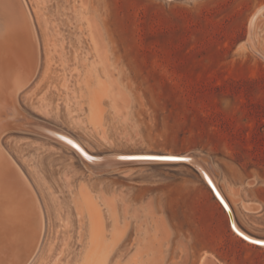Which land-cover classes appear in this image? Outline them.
Listing matches in <instances>:
<instances>
[{
    "label": "rangeland",
    "instance_id": "374dc122",
    "mask_svg": "<svg viewBox=\"0 0 264 264\" xmlns=\"http://www.w3.org/2000/svg\"><path fill=\"white\" fill-rule=\"evenodd\" d=\"M21 3L0 29L9 83L0 84V146L44 226L31 244L21 229L0 231V264H264V246L232 229L192 164L94 172L71 147L29 131L31 118L47 122L98 156L198 151L240 226L264 238V9L250 27L264 0ZM15 203V224L30 230V210Z\"/></svg>",
    "mask_w": 264,
    "mask_h": 264
},
{
    "label": "bare ground",
    "instance_id": "6f19581e",
    "mask_svg": "<svg viewBox=\"0 0 264 264\" xmlns=\"http://www.w3.org/2000/svg\"><path fill=\"white\" fill-rule=\"evenodd\" d=\"M1 1V0H0ZM4 0H2L1 2H3ZM14 1V0H13ZM6 2V0L3 2V3H0V10H3V13H2V15H0V29L2 28V27H4V25H5V29L7 28V30H8V26H7V24H8V16L9 15H14V14H12V12H14V11H19L21 8H22V6H21V4H23V3H21L22 2V0H17V3L15 4V5H13V6H11V1H10V3H5ZM10 4V5H9ZM264 9V6L263 7H261V8H259L257 11H255V13H253V16L251 17V19H250V27H252L253 26V24L255 23V21H256V19H257V17H258V15H259V13L262 11ZM8 11V12H7ZM10 11H11V14H9L10 13ZM16 11V12H17ZM26 11V10H25ZM18 13V12H17ZM20 16H21V19L20 20H22V19H24V17H23V15H22V12L20 11ZM263 13V12H262ZM29 14V13H28ZM27 16V15H26ZM13 21L15 20L14 19V17L13 16H11L10 17ZM19 18V17H18ZM24 21V20H23ZM22 22V21H21ZM16 23V22H15ZM24 25H23V23L21 24V27H23ZM254 27V26H253ZM4 28H2V29H4ZM10 28V27H9ZM5 29H4V31H5ZM22 29V28H21ZM23 30H24V28H23ZM4 31H2V32H4ZM252 31V30H251ZM27 33V32H26ZM0 34H2V33H0ZM36 34V33H35ZM5 35V34H4ZM1 36V35H0ZM7 35H5V38H8V37H6ZM11 36H13V35H11ZM2 37V36H1ZM4 38V37H3ZM2 39V38H1ZM250 39H252V38H250ZM249 39V40H250ZM5 41V40H4ZM3 43V42H2ZM24 43V42H23ZM11 44V43H10ZM17 44V43H16ZM5 45H7L6 44V41H5ZM32 46V45H31ZM6 48H7V46H6ZM5 48V49H6ZM11 47H9V49H10ZM8 49V48H7ZM21 50V49H20ZM3 51V50H2ZM6 50H4L3 52H5ZM7 52V51H6ZM8 52H10V50H8ZM31 52V51H30ZM256 52H257V54L259 55V56H261L262 58H264V51H262V50H260V49H257L256 50ZM36 53H37V51H36ZM35 53V54H36ZM6 54V53H5ZM5 54H4V56H5ZM18 54V53H17ZM3 54H1V52H0V57H3L2 56ZM13 55V54H12ZM30 55V54H29ZM12 57V56H11ZM15 57V56H14ZM14 57H13V59L11 60V61H13V64H14ZM34 57V56H33ZM37 57V56H36ZM8 58H10V56H9V54H8ZM16 58V57H15ZM19 58V57H18ZM25 58H27L26 56H25ZM28 59V58H27ZM37 59V58H36ZM6 60H7V58H6ZM5 60V61H6ZM9 60V61H10ZM11 61H10V63H11ZM17 61H18V59H17ZM16 62V61H15ZM28 62V61H27ZM33 63H34V61H32ZM31 62V63H32ZM37 62V61H36ZM2 63V62H1ZM21 63V61L19 62V64ZM23 64H21L22 65V67H24L23 65H24V62H22ZM19 64H17L16 66H18ZM25 64H26V62H25ZM28 64V63H27ZM11 65H12V63H11ZM31 66V65H30ZM29 66V67H30ZM3 67V66H2ZM12 67V69H13V67L15 68V65L14 66H11ZM34 67V66H33ZM6 69V68H5ZM17 69H18V67H17ZM24 69V68H23ZM26 69H28V68H26ZM1 70V69H0ZM3 70V69H2ZM32 70V69H31ZM31 70H30V72H31ZM9 71H10V69H9ZM24 71H26V70H24ZM21 71H19V73H20ZM29 72V71H28ZM33 72V71H32ZM3 73H5V71L3 72ZM3 73H2V71L0 72V84L3 86V89H5L6 90V88H7V85L9 84H7L6 85V83H5V81H4V79H2V75H3ZM12 73H13V71H12ZM11 73V74H12ZM17 73V72H16ZM24 73V72H23ZM22 73V74H23ZM8 74H10V73H8ZM11 74H10V78H12V77H15V76H11ZM21 74V75H22ZM25 74V73H24ZM28 74V73H27ZM34 74V73H33ZM14 75H16L17 76V74H14ZM30 75H31V73H30ZM29 75V76H30ZM5 76V75H4ZM18 76H20V75H18ZM28 76V77H29ZM23 77H24V75H23ZM17 78V77H16ZM14 79V78H13ZM18 79V78H17ZM9 80H11V79H9ZM16 81V80H15ZM14 81V82H15ZM19 81V80H18ZM22 81V80H21ZM7 82V81H6ZM16 83V82H15ZM10 84H11V82H10ZM14 85V84H13ZM19 85H21V84H19ZM23 86H24V84H23ZM22 86V87H23ZM12 87V86H11ZM13 87H19L18 89H20L21 87L20 86H13ZM25 87V86H24ZM7 91H8V88H7ZM17 91V90H16ZM15 93V92H14ZM11 95H13V94H11ZM16 95V94H15ZM17 105V104H16ZM10 106V105H9ZM2 107V106H1ZM7 110H8V108H7ZM1 111V110H0ZM6 111V110H5ZM11 113V112H10ZM2 114V113H1ZM9 114V113H8ZM11 114H13V113H11ZM6 115H7V113H6ZM9 116V115H8ZM11 116V115H10ZM9 116V117H10ZM14 116V115H13ZM24 116V115H23ZM19 118H21V116L19 117ZM27 118V117H26ZM32 119V118H31ZM6 120H8V117L6 118ZM17 120V119H16ZM15 120V121H16ZM4 122H5V120H4ZM3 122V123H4ZM10 122V121H9ZM2 123V122H1ZM0 123V124H1ZM16 123V122H15ZM2 125V124H1ZM18 125V124H17ZM9 126V125H8ZM21 129V128H20ZM23 129V128H22ZM30 131V130H29ZM32 132H35V131H32ZM40 134H42V135H44V136H47V137H50V138H52V139H55V140H57V141H59L60 143H63V144H65L66 146H69V147H71L72 149H74L71 145H69L68 144V142H67V140L68 139H75L76 141H78L80 144H82L77 138H75L74 136H72L70 133H68V132H66V131H64V130H61V129H59V130H56L53 134H43V133H40ZM83 145V144H82ZM84 146V145H83ZM1 147L3 148V146L1 145L0 146V201H3L4 203H5V207L3 206V205H1L2 206V208L0 207V217H1V219H0V225H2V226H0L1 228H0V231H1V233L2 232H6V234L7 235H9L10 236V238L12 237V234L14 233L13 231H15V229L17 230V229H21L22 231H23V233H24V235L22 236V238L24 239V242H25V244H28L31 240H32V238H34V236L38 233V232H41V229H43L42 228V218H41V212H39V210L40 209H38L37 208V205H36V203H35V198H34V196H33V194H32V192H31V190L29 189V187L26 185V183L23 181V179L21 178V176L16 172V174H14V171L13 170H11V162L9 161V155L7 156L6 154V152H3V150L1 149ZM85 147V146H84ZM86 148V147H85ZM87 149V148H86ZM75 150V149H74ZM88 150V149H87ZM76 151V150H75ZM89 151V150H88ZM77 152V151H76ZM6 153V154H5ZM78 153V152H77ZM127 153H129V152H127ZM127 153H124V154H127ZM130 153H154V152H130ZM79 154V153H78ZM175 154H177V153H175ZM203 155V154H202ZM79 156H80V158H82L83 159V161H85L86 162V164L88 165V167L90 168V170H92V171H94V172H96V171H100V170H106L107 168H104L102 165H100V164H97V163H95L94 161H91V160H89V159H87L86 157H84V156H82V155H80L79 154ZM203 157H204V155H203ZM11 158V157H10ZM206 158V157H205ZM13 159V158H12ZM209 159V158H208ZM13 163V162H12ZM210 162H208V165H209V170H210V173H211V176H212V178H213V180L218 184V181H217V175H216V173H215V171H217L216 169H215V167H213V165H211L214 169H215V171L212 169V167L210 166V164H209ZM16 165V164H15ZM111 170V169H110ZM107 171V170H106ZM202 177V176H201ZM219 185V184H218ZM31 188V187H30ZM34 193H36V192H34ZM37 197V196H36ZM37 199V198H36ZM228 199V198H227ZM15 202H23L24 204H25V207H27L26 209L27 210H30V213L31 214H29V216L31 217L32 216V220H31V228H30V230H27L26 229V227L27 226H25V224H27V223H25V224H21V223H19L18 225H16L15 223V219L18 221V220H20V218L23 216V212L22 211H20L21 209L20 208H22V206H23V204H22V206L20 205V207H19V205H17ZM230 202V201H229ZM39 205V204H38ZM4 207V208H3ZM39 207V206H38ZM245 207H247V206H245ZM248 209V208H247ZM26 210V211H27ZM41 215V216H40ZM3 216V217H2ZM28 216V215H27ZM44 217V216H43ZM29 220H30V218H28ZM24 223V222H23ZM44 223V222H43ZM21 224V225H20ZM28 225H30L29 223H28ZM44 226V225H43ZM30 227V226H29ZM23 229H25V231L23 230ZM26 230L27 231H29V236H25V232H26ZM4 234V233H3ZM40 234H42V233H40ZM1 237V236H0ZM6 237V236H5ZM18 237V236H17ZM36 237V236H35ZM41 237V236H40ZM39 237V238H40ZM263 238V237H262ZM19 239H21V235H20V237H19ZM38 239V238H37ZM1 240H2V238H1ZM34 240V239H33ZM39 240V239H38ZM4 243V242H3ZM37 243H39V242H37ZM24 244V243H23ZM30 244H31V242H30ZM29 244V245H30ZM4 245V244H3ZM32 246H35V245H33V243H32ZM29 247H31V246H29ZM28 247V248H29ZM3 248V247H2ZM10 248V246H8V250H10L9 249ZM25 248H26V245H25ZM33 249H34V247H33ZM7 250V249H6ZM32 250V249H31ZM31 250H29V251H31ZM2 251L4 252V250L2 249ZM13 251V250H12ZM1 252V251H0ZM2 253V252H1ZM12 253V252H11ZM10 253V254H11ZM30 253V252H29ZM28 253V254H29ZM12 255H13V253L10 255L11 257H12ZM23 255V254H22ZM9 256V257H10ZM29 256V255H28ZM209 256H213V255H210L209 254ZM6 257V256H5ZM8 257V256H7ZM10 257V258H11ZM14 257V256H13ZM207 257H203L202 258V260H201V262H200V264H204V261H205V259H206ZM7 260H10V259H8V258H6ZM13 258H11V260H12ZM14 259H15V257H14ZM2 260V259H1ZM3 260H4V258H3ZM16 261V260H15ZM1 262V261H0ZM8 262H10V261H8ZM7 262V263H8ZM14 263V262H13ZM12 263V264H13ZM209 263V262H208ZM213 263V262H212ZM211 264V263H210ZM213 264H222L221 262H219L218 260H217V258H215L214 259V263Z\"/></svg>",
    "mask_w": 264,
    "mask_h": 264
},
{
    "label": "water",
    "instance_id": "95a60500",
    "mask_svg": "<svg viewBox=\"0 0 264 264\" xmlns=\"http://www.w3.org/2000/svg\"><path fill=\"white\" fill-rule=\"evenodd\" d=\"M31 120V119H30ZM30 131H35L37 133L43 134H53L57 128L47 122L32 120L30 121ZM62 130V129H61ZM68 144L71 145L80 155L86 157L87 159L94 161L97 164L102 165L104 168H112L121 164H129V163H188L192 164L201 174L203 179L207 182V184L212 189L215 197L219 200L222 206L225 208L229 215L230 224L232 229L241 237L246 239L247 241L264 246V238L255 236L250 234L245 229H243L237 221L234 209L221 190V186L218 185L212 178L210 173L209 165L203 157V155L198 151H191L182 154L175 153H117V154H105V155H95L90 150L88 151L82 144H80L75 139H68ZM169 157H182L181 159H170ZM209 257H207L204 261V264H207Z\"/></svg>",
    "mask_w": 264,
    "mask_h": 264
},
{
    "label": "snow or ice",
    "instance_id": "6c2138e0",
    "mask_svg": "<svg viewBox=\"0 0 264 264\" xmlns=\"http://www.w3.org/2000/svg\"><path fill=\"white\" fill-rule=\"evenodd\" d=\"M170 159H181L182 157H169Z\"/></svg>",
    "mask_w": 264,
    "mask_h": 264
}]
</instances>
